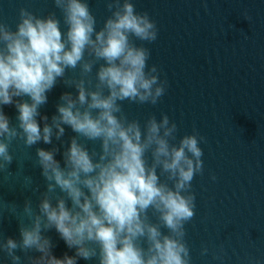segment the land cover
I'll return each mask as SVG.
<instances>
[{
  "label": "clouds",
  "instance_id": "1",
  "mask_svg": "<svg viewBox=\"0 0 264 264\" xmlns=\"http://www.w3.org/2000/svg\"><path fill=\"white\" fill-rule=\"evenodd\" d=\"M53 3L62 22L55 12L41 16L26 7L14 29L0 20V171L13 159L14 141L26 148L52 144L65 126L76 135L63 150V165L55 146L36 148L46 190L35 208L31 200L19 211L0 201V215L6 210L19 224L18 238L0 234V253L8 264H24L17 250L39 253L27 257L30 264H191L185 224L195 212L191 182L203 171L205 137L194 128L177 139V123L167 114L141 125L122 110L124 101L155 105L165 93L167 81L148 64L150 49L136 43L157 39L156 21L133 0H106L111 14L97 29L89 0ZM243 16L250 19L247 11ZM77 68L78 76H66ZM58 78L76 94L62 93L49 121L39 109ZM9 104L15 124L3 110ZM84 141H99V151ZM53 228L74 254L53 253L45 235Z\"/></svg>",
  "mask_w": 264,
  "mask_h": 264
},
{
  "label": "water",
  "instance_id": "2",
  "mask_svg": "<svg viewBox=\"0 0 264 264\" xmlns=\"http://www.w3.org/2000/svg\"><path fill=\"white\" fill-rule=\"evenodd\" d=\"M133 3L137 11H147L156 21L157 39L136 43L150 49L148 64L158 66L167 86L155 105L124 101V114L143 125L150 115L159 119L165 113L177 123V139L194 128L205 137L201 143L203 171L191 182L195 212L185 224L191 264H264V0ZM21 7L41 16L55 12L62 22L53 0H0V20L14 29ZM89 7L99 29L111 14L106 0H89ZM245 11L250 19L243 16ZM78 74V68L66 70L68 77ZM91 78L94 83L95 67ZM64 92L76 94L73 86L58 78L39 109L49 121ZM3 110L15 124V106L5 105ZM74 135L65 126L61 140L53 137L52 144L41 142L26 148L21 140L14 141L10 148L13 159L0 171V201L14 203L19 211L31 200L35 208L46 190L36 148L55 146L56 158L63 165V150ZM84 142L90 151H99V141ZM213 173L214 181L210 178ZM25 177L30 178V185H25ZM149 216L156 221L151 210ZM0 234L19 237L18 220L6 210L0 215ZM45 235L56 256L74 254L54 228ZM204 247L208 252L201 254ZM17 252L24 264H30L28 256L39 255ZM0 264H8L2 253ZM77 264L95 261L79 259Z\"/></svg>",
  "mask_w": 264,
  "mask_h": 264
}]
</instances>
